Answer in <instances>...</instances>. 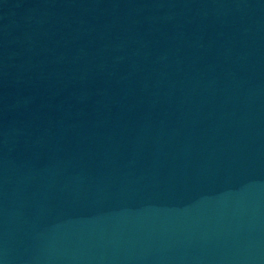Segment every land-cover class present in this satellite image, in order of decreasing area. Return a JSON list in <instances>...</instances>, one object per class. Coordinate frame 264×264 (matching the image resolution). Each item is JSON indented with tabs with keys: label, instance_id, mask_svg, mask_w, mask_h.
Here are the masks:
<instances>
[{
	"label": "water",
	"instance_id": "obj_1",
	"mask_svg": "<svg viewBox=\"0 0 264 264\" xmlns=\"http://www.w3.org/2000/svg\"><path fill=\"white\" fill-rule=\"evenodd\" d=\"M0 264H264V0H0Z\"/></svg>",
	"mask_w": 264,
	"mask_h": 264
}]
</instances>
